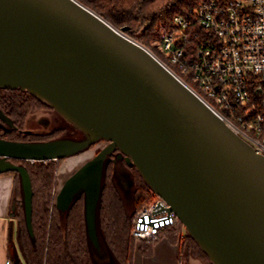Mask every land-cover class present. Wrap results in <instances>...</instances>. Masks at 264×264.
Returning <instances> with one entry per match:
<instances>
[{"label":"water","instance_id":"water-1","mask_svg":"<svg viewBox=\"0 0 264 264\" xmlns=\"http://www.w3.org/2000/svg\"><path fill=\"white\" fill-rule=\"evenodd\" d=\"M125 30L77 0H0V88L29 92L85 137L0 139V175H21L30 235L32 180L13 160H65L106 141L55 203L66 213L85 194L89 248L99 244L104 167L119 150L116 162L137 168L214 264H264V155Z\"/></svg>","mask_w":264,"mask_h":264},{"label":"trees","instance_id":"trees-1","mask_svg":"<svg viewBox=\"0 0 264 264\" xmlns=\"http://www.w3.org/2000/svg\"><path fill=\"white\" fill-rule=\"evenodd\" d=\"M92 9L116 29L125 30L134 41L146 48L153 40H160L162 32L176 27L175 17L194 21V11L203 2L213 0H77ZM226 4L230 0H215ZM200 32L199 28H194ZM51 108L29 92L0 88V110L12 121L13 127L0 120V139L12 142H50L56 140L61 131L47 135L26 131L28 119L34 112ZM71 126L69 122V127ZM78 134L79 131L74 129ZM96 145V144H95ZM94 145V146H95ZM93 146V147H94ZM116 150L104 167L100 205L97 212L98 225L107 247L119 264H134L136 248L143 256L152 257L156 244L167 239L174 246L179 244L188 258L198 259L205 264H214L206 251L190 235L178 220L174 227L163 230L155 240L139 241L132 237L134 215L155 198L150 186L136 167H130L134 195V211L130 213L114 183ZM64 159L50 162L16 161V165L27 168L33 196V235H30L25 215L21 175L16 176L13 204L16 205L17 230L10 229V259L13 264H96L91 257L87 218H85V194L79 195L72 207L62 213L55 204L58 193V171ZM123 162L128 165L125 160ZM15 247L19 254L15 252ZM10 263H12L10 261Z\"/></svg>","mask_w":264,"mask_h":264},{"label":"built area","instance_id":"built-area-1","mask_svg":"<svg viewBox=\"0 0 264 264\" xmlns=\"http://www.w3.org/2000/svg\"><path fill=\"white\" fill-rule=\"evenodd\" d=\"M194 15V21L175 17L176 27L162 32L160 38L166 57L177 70L149 51L231 130L264 155V0L203 2ZM179 72L196 82L198 89ZM168 209L167 202L155 196L135 213L133 238L155 240L163 230L174 227L178 218Z\"/></svg>","mask_w":264,"mask_h":264},{"label":"rangeland","instance_id":"rangeland-1","mask_svg":"<svg viewBox=\"0 0 264 264\" xmlns=\"http://www.w3.org/2000/svg\"><path fill=\"white\" fill-rule=\"evenodd\" d=\"M147 49H149L152 53L157 55L166 64H170L175 70H177L175 65L171 63L170 59L166 57L162 42L160 40L151 41L149 43V48ZM180 75L182 76V78L189 81L194 88L198 89V85L196 84V82L192 81L186 75L184 76L181 73ZM212 103L217 108H219V110L225 116H227L230 120L236 122L240 127H242V124L238 122V120L235 117L230 116V114L226 110H224V108L217 105L214 101H212ZM50 109H47L45 112L37 111L33 116H31L28 119V122L25 126L26 131L32 134L35 133V134H44V135H47L55 131H61V134H59V137L56 140L71 139V140L80 141L85 138L84 133L81 130L79 131L71 123H70L71 126L69 127V121L67 119H65L58 112H56L54 108L51 107ZM74 129L79 131L78 134L74 132ZM108 145L109 143L106 141H99V143H97L94 147L82 151L80 152V154L65 158V160L61 163L58 171L59 173L58 193L62 189L61 187L66 183V181L72 175L75 174L76 171H78L87 162L96 158L95 157L96 154L99 151L106 148ZM119 153L116 154V156L119 155ZM115 158L117 159V157ZM115 171L116 174H115L114 183L118 188L119 192H121L124 201L126 202L127 210L130 213H132L134 211L133 195H134L135 186H133L132 171H130V166L126 165L123 161L116 162L115 160ZM102 184H103V180H102ZM56 197H55V203H56ZM98 233L100 235L98 248L96 247L93 248L90 245L92 259L97 264H117L115 258L112 256L111 251L107 247L104 235L103 233H101L100 229L98 230ZM186 234H187V230L183 232V236L185 237ZM138 242L139 241H137V243ZM107 252L109 254L110 260H105V261L103 260L102 262H98L100 260L97 256L100 257L103 254L107 256ZM134 262H136V264H205L201 260L188 258L187 255L183 253L179 244L172 246L167 239H162L156 244V251L153 257L143 256L139 251V248H136Z\"/></svg>","mask_w":264,"mask_h":264},{"label":"crops","instance_id":"crops-1","mask_svg":"<svg viewBox=\"0 0 264 264\" xmlns=\"http://www.w3.org/2000/svg\"><path fill=\"white\" fill-rule=\"evenodd\" d=\"M15 180H16V176L13 173H5L3 175H0V264H7V261H11L12 262L11 264H13V261L9 258L10 257L9 247H10V241H11L10 240V236H11L10 229L11 227L14 229V234L16 233V230H17V220L15 219V213L13 211V207H14L13 188H14ZM120 195H121V192H120ZM121 198L123 202H125L122 195H121ZM127 199H130V198H127ZM125 205H126V202H125ZM92 247L95 248L94 246ZM14 250L17 254H19L17 247H15ZM155 251H156V248H155ZM97 257L100 260L98 262H102L103 260L104 261L110 260L108 252H107V256L103 254L100 257L99 256ZM134 264H136V262H134Z\"/></svg>","mask_w":264,"mask_h":264},{"label":"flooded vegetation","instance_id":"flooded-vegetation-1","mask_svg":"<svg viewBox=\"0 0 264 264\" xmlns=\"http://www.w3.org/2000/svg\"><path fill=\"white\" fill-rule=\"evenodd\" d=\"M49 109H50V108H49ZM50 110H51V109H50ZM0 111H1V110H0ZM43 111L45 112L46 110H43ZM52 111H53V110H52ZM1 112H2V111H1ZM39 112H40V111H39ZM53 112H54V111H53ZM2 113H4V112H2ZM35 113H36V112H34V114H35ZM4 114H5V113H4ZM34 114H33V115H34ZM33 115H31V116H33ZM6 116H7V115H6ZM31 116H30V117H31ZM7 117H8V116H7ZM0 120H1V119H0ZM1 121H2V120H1ZM2 122H5V121H2ZM5 123H6V122H5ZM6 124H7V123H6ZM8 125H9V124H8ZM9 126H11V125H9ZM12 127H13V125H12ZM96 144H97V143H96ZM99 152H100V151H99ZM99 152H98V153H99ZM98 153H97V154H98ZM97 154H96V155H97ZM118 162H119V161H118Z\"/></svg>","mask_w":264,"mask_h":264}]
</instances>
